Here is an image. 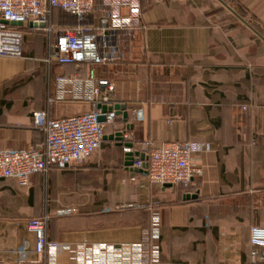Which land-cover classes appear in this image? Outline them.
Segmentation results:
<instances>
[{
	"label": "crops",
	"instance_id": "crops-1",
	"mask_svg": "<svg viewBox=\"0 0 264 264\" xmlns=\"http://www.w3.org/2000/svg\"><path fill=\"white\" fill-rule=\"evenodd\" d=\"M140 1L146 27L122 60L97 68L115 84V104L125 106L102 147L82 164L33 175L27 187L0 179V264L33 253L29 220L64 208L77 212L49 222L48 237L61 245L52 264H74L81 248L99 253L102 264L106 247L136 264L152 245L168 263L253 264L250 228L264 225V0ZM97 23L96 14L90 25ZM22 50V57L0 56V148L44 142L34 111L60 117L92 108L73 99L69 80L86 79L87 64L49 65L46 53ZM123 125L155 145L208 143L193 155L202 168L196 189L150 183L127 165L111 138Z\"/></svg>",
	"mask_w": 264,
	"mask_h": 264
},
{
	"label": "built area",
	"instance_id": "built-area-1",
	"mask_svg": "<svg viewBox=\"0 0 264 264\" xmlns=\"http://www.w3.org/2000/svg\"><path fill=\"white\" fill-rule=\"evenodd\" d=\"M54 10L77 17L96 13L99 15L98 23L57 25L53 22ZM142 13L140 0H0V56L23 55L24 35L21 30L12 28L11 22H21L23 25L32 23L35 31L46 30L49 35L45 58L47 64L88 65L86 79L69 80L76 85L73 99L87 100L92 106L89 111L60 117H52L48 109L34 111L33 123L44 131L45 140L37 147L27 149L0 148V179H15L19 185L27 187L33 175L48 174L52 167L66 169L82 164L102 147L107 138L106 127L116 124L121 109L115 107V84L108 78L99 77L97 68L125 57L138 31L146 27L142 23ZM43 23L45 26L41 27ZM58 80L64 79L59 77ZM134 114L137 120H143V107L135 108ZM101 116L104 117L103 121L100 120ZM111 135L122 146L125 157L129 155L131 167L144 170L150 183L197 187L196 176L202 174V168L194 162L193 155L208 149V143L166 141L155 145L152 140L137 139L125 125L115 126V132ZM76 212L70 208L57 209L29 220L27 226L35 234L36 245L32 254H21L18 264H52L49 260L55 258L61 245L48 237V224L53 216ZM157 224L158 216L155 214L153 226ZM250 243L252 263L264 264V225L251 226ZM105 250L108 253L102 254L109 256V259L102 264L125 263L121 260V253L113 247H106ZM135 250L142 252L141 249ZM98 254L92 249L85 251L81 248L73 252L71 259L74 264H100L96 261ZM131 262L186 264L161 261L159 249L153 245L147 260L140 255Z\"/></svg>",
	"mask_w": 264,
	"mask_h": 264
},
{
	"label": "rangeland",
	"instance_id": "rangeland-1",
	"mask_svg": "<svg viewBox=\"0 0 264 264\" xmlns=\"http://www.w3.org/2000/svg\"><path fill=\"white\" fill-rule=\"evenodd\" d=\"M59 14L64 15L61 12ZM98 17H99V15L97 14V19H98ZM53 22H54V24H56L55 20H53ZM48 43H49V35H48V32L46 30L31 31L27 28L24 30L23 46H24L25 51L27 49V51L32 56H34V55L36 56L37 54L42 55V54L46 53V55L44 57V58H46L47 52H48ZM25 51H24V53H25ZM25 55H27V54L25 53ZM31 79L35 80V78H32V77H31ZM75 113H70V114H75ZM194 194H196V193H194ZM48 226H49V224H48Z\"/></svg>",
	"mask_w": 264,
	"mask_h": 264
},
{
	"label": "trees",
	"instance_id": "trees-1",
	"mask_svg": "<svg viewBox=\"0 0 264 264\" xmlns=\"http://www.w3.org/2000/svg\"><path fill=\"white\" fill-rule=\"evenodd\" d=\"M60 12L58 10L53 11V20H55L56 24L58 25H90L94 24L96 22V13H91L84 17H77L75 15L71 14H64L60 15ZM12 28H16L18 30H21L24 35V30L27 28L31 31H35L30 25H23V26H13Z\"/></svg>",
	"mask_w": 264,
	"mask_h": 264
},
{
	"label": "water",
	"instance_id": "water-1",
	"mask_svg": "<svg viewBox=\"0 0 264 264\" xmlns=\"http://www.w3.org/2000/svg\"><path fill=\"white\" fill-rule=\"evenodd\" d=\"M4 23H8L7 21H4ZM11 25H13V26H23V23H21V22H11L10 23ZM30 26L32 27V26H34V24H32V23H30ZM45 26V24L43 23V24H41V27H44ZM116 108H121V109H125V106L124 105H116L115 106ZM125 115H127L126 113H125ZM100 120L101 121H103L104 120V117L103 116H101L100 117ZM113 136L111 135V138H112ZM120 144V143H119ZM130 157H129V155L126 157V164L127 165H129V166H131L132 165V161H130V159H129ZM142 158L144 159V155H142ZM164 187H171V185L170 184H166V185H164ZM191 196H193V198H196L198 195H197V193L196 194H188L187 195V197H191Z\"/></svg>",
	"mask_w": 264,
	"mask_h": 264
}]
</instances>
